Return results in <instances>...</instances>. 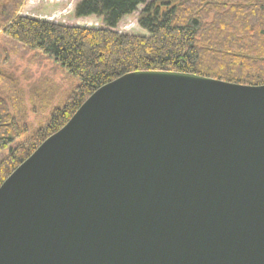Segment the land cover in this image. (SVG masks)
<instances>
[{"label":"water","instance_id":"water-1","mask_svg":"<svg viewBox=\"0 0 264 264\" xmlns=\"http://www.w3.org/2000/svg\"><path fill=\"white\" fill-rule=\"evenodd\" d=\"M0 264H264V84L98 87L1 182Z\"/></svg>","mask_w":264,"mask_h":264},{"label":"trees","instance_id":"trees-1","mask_svg":"<svg viewBox=\"0 0 264 264\" xmlns=\"http://www.w3.org/2000/svg\"><path fill=\"white\" fill-rule=\"evenodd\" d=\"M26 0H0V33L47 56L77 85L36 128L24 121L16 81L2 78L0 184L98 87L137 70H169L227 82L264 84V0H80L76 17L97 16L104 26L65 25L24 16ZM143 5L144 35L114 30Z\"/></svg>","mask_w":264,"mask_h":264},{"label":"rangeland","instance_id":"rangeland-1","mask_svg":"<svg viewBox=\"0 0 264 264\" xmlns=\"http://www.w3.org/2000/svg\"><path fill=\"white\" fill-rule=\"evenodd\" d=\"M80 0H26L20 14L54 21L65 25L88 27L104 26L97 16L76 17L75 4ZM143 5L124 16L114 30L122 34L146 35L147 31L138 24ZM0 72L2 78L16 81L19 90L18 104L24 109V121L36 128L52 109L66 98L77 85L78 79L67 74L65 69L47 56L28 50L6 39L0 33ZM7 86L0 81V92Z\"/></svg>","mask_w":264,"mask_h":264}]
</instances>
